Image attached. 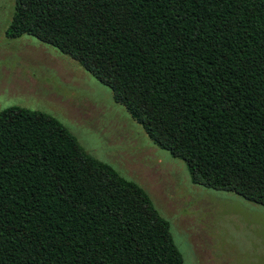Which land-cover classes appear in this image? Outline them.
Listing matches in <instances>:
<instances>
[{
	"label": "trees",
	"instance_id": "trees-1",
	"mask_svg": "<svg viewBox=\"0 0 264 264\" xmlns=\"http://www.w3.org/2000/svg\"><path fill=\"white\" fill-rule=\"evenodd\" d=\"M79 63L191 184L264 208V0H14L5 37ZM136 182L55 117L0 110V264H183Z\"/></svg>",
	"mask_w": 264,
	"mask_h": 264
},
{
	"label": "rangeland",
	"instance_id": "rangeland-1",
	"mask_svg": "<svg viewBox=\"0 0 264 264\" xmlns=\"http://www.w3.org/2000/svg\"><path fill=\"white\" fill-rule=\"evenodd\" d=\"M14 0H0V110L55 117L93 158L138 183L160 214L183 264H264V208L191 184L187 167L155 146L111 90L35 37H5Z\"/></svg>",
	"mask_w": 264,
	"mask_h": 264
}]
</instances>
